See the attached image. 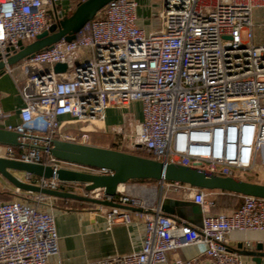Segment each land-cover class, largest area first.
I'll return each mask as SVG.
<instances>
[{"label": "built area", "instance_id": "built-area-1", "mask_svg": "<svg viewBox=\"0 0 264 264\" xmlns=\"http://www.w3.org/2000/svg\"><path fill=\"white\" fill-rule=\"evenodd\" d=\"M56 2L0 0V61L23 102L19 122L3 126L20 133L22 145H0V156L107 173L59 160L49 151L51 139L84 143L93 129L110 131L115 144L155 160L264 184V0H150L148 5L112 0L75 39H61L8 64L7 47L33 41L55 17L62 18ZM141 8L148 16L139 14ZM56 63H64L65 70L56 72ZM134 103H140L139 118L101 126L106 109H129ZM65 115L69 119L62 120ZM8 116L0 107V123ZM18 177L50 189L61 182L30 173ZM159 183L161 190L193 192L203 212L201 225L166 215L148 192L118 188L108 197L101 189L90 191L93 198L138 209L144 226L139 250L94 264H243L228 248V235L264 232V198L240 195V205L210 213L209 191L179 181ZM13 193L14 198L0 201V264H49L59 253L51 196L17 187ZM99 208L109 225L131 221L128 208ZM194 244L204 245L197 256L169 258Z\"/></svg>", "mask_w": 264, "mask_h": 264}, {"label": "crops", "instance_id": "crops-1", "mask_svg": "<svg viewBox=\"0 0 264 264\" xmlns=\"http://www.w3.org/2000/svg\"><path fill=\"white\" fill-rule=\"evenodd\" d=\"M143 2L141 1L142 4ZM75 3V0H57L55 9L59 17L68 15ZM49 13L51 14V9ZM148 13L147 9H139V14L143 17L148 16ZM22 103L21 95L10 74L6 72L0 74V107L9 114L4 123H0V127L19 122L18 110ZM136 105L137 103H134L129 109L123 110L106 109L105 121L101 126L108 128L122 123L123 121L117 117L118 114L131 110ZM134 117L139 118L140 114L134 113ZM61 119L67 120L69 116H62ZM89 140L84 143L109 148H112L114 143V138L98 137L96 134L89 135ZM14 173L17 176L22 174L21 172ZM60 185L64 186V191L89 196L83 183L68 181L60 182ZM122 185L124 188L120 190L125 193L148 192L151 201L155 205L159 204L163 213L176 221L196 227L201 225L203 212L201 206L193 201V192L186 194L161 190L158 180L152 184L150 181L139 183L128 181ZM13 191L14 186L0 175V201L14 198ZM209 193V198L214 201L210 213L227 212L242 202L240 195L232 196L231 193L220 190L209 191ZM51 202L59 236V253L48 259L49 264H55L58 260L60 264H94L107 256L128 254L140 249L144 226L143 220L136 215L135 210H129L131 221L128 224L116 222L109 225L99 204L55 196H51ZM227 246L231 251L241 255L243 264H264V232L232 231L228 235ZM203 249V244L190 245L170 252L169 258L171 261L175 258L189 259L200 254Z\"/></svg>", "mask_w": 264, "mask_h": 264}, {"label": "water", "instance_id": "water-1", "mask_svg": "<svg viewBox=\"0 0 264 264\" xmlns=\"http://www.w3.org/2000/svg\"><path fill=\"white\" fill-rule=\"evenodd\" d=\"M112 0H84L74 10L62 18L55 17L49 27L29 42L17 43L6 48L12 52L7 58L8 64H14L30 56L34 52L45 49L53 43L64 39L71 41L86 22L91 20L106 4ZM4 62L0 61V74L4 72ZM64 63H56V72L64 71ZM20 133L0 127V145L21 146ZM50 153L57 159L70 163L105 169L107 173H88L68 169H54L51 165L23 162L0 156V175L14 187L21 190L40 192L50 196L72 198L106 206H121L138 210L129 206L119 205L112 200L81 196L64 191V186L57 189L39 187L22 181L14 172L30 173L35 176L53 178L61 182H79L85 185L86 191L103 190L108 197H113L120 184L130 180H169L186 183L192 187L205 190H220L238 195H250L264 198V184L242 180L238 177L220 176L212 171L186 166L178 163L163 162L150 157L140 156L121 150L100 147L85 143L51 139Z\"/></svg>", "mask_w": 264, "mask_h": 264}, {"label": "rangeland", "instance_id": "rangeland-1", "mask_svg": "<svg viewBox=\"0 0 264 264\" xmlns=\"http://www.w3.org/2000/svg\"><path fill=\"white\" fill-rule=\"evenodd\" d=\"M140 1H142V2L144 1L143 2L144 5H146V4L148 5L149 2H150V0H140ZM153 5L154 6H159V3L157 1H154ZM51 17H52V19H54V17H55V11H54L53 7H51ZM134 113H138V114L141 113L140 103H138L136 105V107L133 106L131 110H128V111H126L124 113L122 112V114L121 113L118 114L119 116H117V117H119V119H121L122 121H124V118H126L127 120H131L132 117L134 116ZM95 134L98 135V137H105V138L107 137L108 139L114 138V134L112 132H110V131H107V132H98V131L93 130V129L89 131V135H95ZM87 141H90L89 138H88ZM118 145H120V144H116L115 145L116 148H117V150H121V151L128 152V153H133V154H135L136 152H139V151H134V150H130V149L126 148L125 144L124 145L122 144L120 146H118ZM145 181L146 182L147 181L148 182L150 181V183L152 184L156 180H131L130 182L139 183V182H145Z\"/></svg>", "mask_w": 264, "mask_h": 264}, {"label": "trees", "instance_id": "trees-1", "mask_svg": "<svg viewBox=\"0 0 264 264\" xmlns=\"http://www.w3.org/2000/svg\"><path fill=\"white\" fill-rule=\"evenodd\" d=\"M77 4H78V3H76V4L73 6V8H72V10L69 12V14L74 10V8L77 6ZM69 14H68V15H69ZM115 145H116V144L113 143V145H112V148H113V149H117ZM16 149H18V148H16ZM135 154L140 155V156L148 157L147 155L143 154L142 152H136ZM148 180H154V179H148ZM130 181H131V180H130ZM207 191H213V190H207ZM223 192H224V191H223ZM231 194H232V196H236V195H238V194H233V193H231ZM223 196H225V195H223ZM238 205H240V203H239ZM238 205H237V206H238Z\"/></svg>", "mask_w": 264, "mask_h": 264}, {"label": "bare ground", "instance_id": "bare-ground-1", "mask_svg": "<svg viewBox=\"0 0 264 264\" xmlns=\"http://www.w3.org/2000/svg\"><path fill=\"white\" fill-rule=\"evenodd\" d=\"M118 188L119 189H122V188H124V186L122 185V184H120L119 186H118ZM143 188V187H142ZM153 192V191H152Z\"/></svg>", "mask_w": 264, "mask_h": 264}]
</instances>
